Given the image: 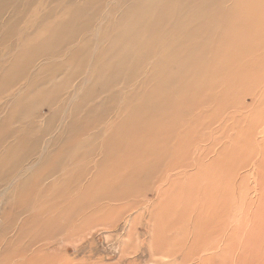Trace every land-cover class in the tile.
Segmentation results:
<instances>
[{
  "label": "bare ground",
  "instance_id": "1",
  "mask_svg": "<svg viewBox=\"0 0 264 264\" xmlns=\"http://www.w3.org/2000/svg\"><path fill=\"white\" fill-rule=\"evenodd\" d=\"M192 1L196 4L186 14ZM202 3L0 0V264H36L43 259L41 243L71 234L88 212L112 213L108 205L130 195L155 191L163 198L182 177L197 183L210 174L205 166L214 172L224 166L230 174L224 147L206 164L214 145L199 151L194 162L191 156L201 130L230 110L235 112L229 116L242 115L249 108L245 96L255 102L262 78L250 76L264 64L257 55L264 45V0H234L223 21L213 11L202 17ZM108 5L118 10L128 5L114 26L119 34L109 39L98 35L111 18ZM183 20L191 27L180 24ZM229 20L234 31H221L222 47L194 52L201 49L199 38L207 47L216 36L211 28ZM247 31L252 35L240 37L246 40L232 49L229 43ZM120 35L134 40L119 42ZM256 41L262 45L255 49ZM191 63L199 69L185 76ZM213 90L220 91L219 98ZM257 97V104L264 101V94ZM37 107H44L45 118H36ZM259 108L263 111L264 104ZM257 109L251 127L259 125ZM192 118L194 129L178 127ZM217 179L211 175L202 191L203 198L210 196L211 214L228 198ZM202 218L194 228H201L203 237L220 229ZM194 241L195 256L214 250L201 237ZM189 258L188 252L180 264Z\"/></svg>",
  "mask_w": 264,
  "mask_h": 264
},
{
  "label": "rangeland",
  "instance_id": "2",
  "mask_svg": "<svg viewBox=\"0 0 264 264\" xmlns=\"http://www.w3.org/2000/svg\"><path fill=\"white\" fill-rule=\"evenodd\" d=\"M153 3L157 6L156 2ZM233 3L234 0H219L218 2L203 0L202 4L205 8H201L199 14L203 17L205 11H213L217 20L223 21L224 16L228 17L225 11ZM194 4H196L194 1L189 2L186 14L193 10ZM126 7L123 5L118 10L108 5L107 10L111 18L102 22V30L98 32V35H101L100 38L106 35L105 38L109 39L119 34L114 26ZM243 7L240 6V8ZM105 12L106 10L103 9L101 16L95 18L92 24L95 26L101 24V17ZM172 17L168 14L170 20ZM7 18L8 15L3 17V20ZM202 21L203 18L197 24L200 25ZM184 23L191 27L190 21H180V24L185 25ZM212 29L216 36L212 37L210 44L206 47L204 40L199 38L196 42L201 49L194 52L208 51L211 46L213 48L222 47L224 42L219 40L220 33L223 30L228 34H233V21L229 20L226 26L220 22V25L217 24ZM245 34L239 33L235 40L229 43V46L232 49L237 48L242 41L246 40L241 38L252 35L248 31ZM175 35L177 38V33ZM118 38L119 42L134 40L132 37L127 39L125 35H120ZM253 44L255 49L262 45L257 41ZM257 55L264 60V45ZM193 57L195 58V55ZM198 69L197 64L191 63L188 69L182 71L185 76H189ZM259 77L262 79L257 85L255 102L250 100V95L245 96L244 103L249 108L242 115L229 116L235 112L234 110L226 112L217 124L199 132L202 140L195 144L194 151L192 148L191 161L194 162L199 151L214 145L212 153L210 151L211 154L204 160L206 164L216 159L219 151L224 147L227 156L223 162H226L228 170H231L229 175L224 166L215 172L205 166V172L209 171L210 174L197 179V183L195 177H182L174 189L166 188L167 191L163 198H160L158 192L157 194L155 191H145L137 194L135 198H131L130 195L125 201L109 204L108 206L114 209L112 213L109 209L101 211L102 216H93L92 212H88L87 218H82L83 222L79 223L77 230L71 234L59 237L62 239L50 243H41L39 255L43 256V259L38 260L36 264H180V260L188 252L190 258L185 264H264V108L263 111L259 108L263 106L264 101L257 104V96L264 94V64L255 71V75L253 73L250 76L252 81ZM219 92L213 90V95L217 96ZM103 96L106 97L107 94ZM204 96H208V92ZM213 101L211 104H216V100ZM225 102L227 103V100ZM256 107L258 108L256 114H258L259 125L251 127L253 119L251 114ZM212 109L213 105L206 112L209 113ZM198 114L199 112L195 115ZM46 115L44 107L36 108V118L38 116L45 118ZM178 127L194 129L195 121L193 122L192 118L191 122H184ZM191 145L192 143L189 146ZM242 162L247 164L246 167H243V170H237V165ZM194 170L193 165L188 172ZM211 175L218 177L217 183L219 181L221 185L220 190H226L228 193L224 205H217L216 211L212 214L207 211L210 196L203 198L202 194L203 187L207 186V180H210ZM191 179L195 180V183L189 182L193 190L188 191L186 185H189L188 181H192ZM194 185H199V189H196ZM213 200L217 201V199H212V202ZM129 203L132 204L130 207L127 206ZM201 206L204 210H199ZM202 212L204 215L201 214ZM200 218L208 226L212 225L220 229L213 228V234L203 237L204 233L201 228H194V224ZM200 237L206 241L207 246L214 244L215 247L214 250L206 251L204 254L201 250L195 256L190 252V247L196 242H193V239ZM211 256L213 258H210Z\"/></svg>",
  "mask_w": 264,
  "mask_h": 264
}]
</instances>
